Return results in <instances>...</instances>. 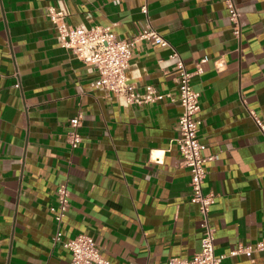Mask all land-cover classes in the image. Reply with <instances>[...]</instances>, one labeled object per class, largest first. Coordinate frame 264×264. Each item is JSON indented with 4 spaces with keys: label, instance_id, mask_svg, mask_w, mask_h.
I'll return each mask as SVG.
<instances>
[{
    "label": "crops",
    "instance_id": "crops-1",
    "mask_svg": "<svg viewBox=\"0 0 264 264\" xmlns=\"http://www.w3.org/2000/svg\"><path fill=\"white\" fill-rule=\"evenodd\" d=\"M144 0H0V264H73L50 206L71 189L65 238L92 235L112 264H167L201 248L202 216L182 161L179 102L128 104L92 86L97 69L60 45L49 6L72 25L111 26L131 39L145 28ZM148 0L154 26L194 72L201 140L216 200L210 218L222 264H264V250L229 255L264 238V0ZM171 48L137 40L127 70L137 87L177 93ZM201 66L202 72H196ZM82 113L81 144L67 140Z\"/></svg>",
    "mask_w": 264,
    "mask_h": 264
},
{
    "label": "built area",
    "instance_id": "built-area-1",
    "mask_svg": "<svg viewBox=\"0 0 264 264\" xmlns=\"http://www.w3.org/2000/svg\"><path fill=\"white\" fill-rule=\"evenodd\" d=\"M229 9L230 20L236 35L241 34V11L235 0H224ZM47 15L55 23L58 40L62 47L69 49L78 59L94 66L98 71L97 79L92 86L104 88L115 93L128 104H150L165 99L177 101L182 106L179 115V134L176 138L182 161L190 167L191 202L198 205L202 216L201 248L191 257L172 256L167 264H222L228 254H217L215 227L210 218L211 206L216 200V193L205 191L204 183L208 175L206 162L212 158L204 153L206 145L201 140L203 119L200 115V92L192 83L194 72L190 71L180 52L154 26L149 14L148 0L141 5L145 16V28L131 39L121 38L111 26L96 24L92 26L72 25L66 23L63 13L49 6ZM147 39L152 43L171 48L170 58L175 62L177 72V93L161 91L155 84H145L137 87L129 81L127 70L133 55L134 44L137 40ZM199 66L196 72H202ZM252 116L259 128L264 132V121L254 111ZM82 113L70 119V130L67 140L72 148L78 147L83 141L81 126ZM71 189L66 183H61L56 190V204L50 206L57 222V229L52 236L53 244H62L72 256L73 264H112L103 254L95 238L87 233H79L74 237L65 238L61 223L70 206ZM255 250H264V238L256 244H240L229 255L245 253L251 256Z\"/></svg>",
    "mask_w": 264,
    "mask_h": 264
}]
</instances>
